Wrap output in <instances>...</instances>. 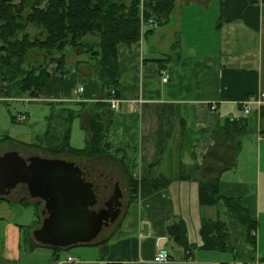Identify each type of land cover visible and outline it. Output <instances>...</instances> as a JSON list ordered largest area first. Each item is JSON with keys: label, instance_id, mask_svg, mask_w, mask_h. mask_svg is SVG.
I'll return each mask as SVG.
<instances>
[{"label": "crops", "instance_id": "1", "mask_svg": "<svg viewBox=\"0 0 264 264\" xmlns=\"http://www.w3.org/2000/svg\"><path fill=\"white\" fill-rule=\"evenodd\" d=\"M194 2L204 4V15L192 9ZM152 29L146 34L144 30L138 41L118 46L119 110H102L111 116L107 141L128 152L132 175L138 181L137 198L125 206L117 232L108 240L104 239L112 231L97 236L91 241L94 243L60 249L63 253L33 246L32 232L41 224L43 202L35 213L32 204L36 201L29 199L24 184H18L0 199V264H234L230 253L217 248L209 220L214 211L199 205L197 181L212 179L229 160L223 159L222 145L216 143L210 129L240 118L252 119L247 131L256 135L245 143L248 132L240 137L233 151L234 167L221 172L219 191L239 197L257 218L256 258L264 257V139L257 102L264 95V2L182 0L176 2L167 24ZM46 67L49 79L35 98L8 96L7 86L0 81V102L19 104L13 112L6 111L7 119L0 123V138L10 137L0 142V156L16 151L22 157H51L17 142L23 132L14 125L35 124L37 118V124L24 131L34 140L44 131L52 110L60 106L78 109L81 102L103 98L93 59L87 53L78 51L66 57L61 71L54 61ZM160 69L168 73L165 82ZM79 86L83 89L77 93ZM246 98L251 100L247 114L241 104ZM19 114L25 115L23 121L17 119ZM82 117L77 119L79 126ZM109 157L121 168V173L112 174L118 176V182L123 180L127 194L123 168ZM180 163L190 173L188 179H178ZM195 164L200 168L191 174L189 168ZM149 166L169 178L166 187H152ZM22 198L28 205L20 203ZM128 214L131 218L126 223ZM173 223L178 224L177 241L168 232ZM25 226H31L30 230ZM159 251L168 253V261L153 260Z\"/></svg>", "mask_w": 264, "mask_h": 264}, {"label": "trees", "instance_id": "2", "mask_svg": "<svg viewBox=\"0 0 264 264\" xmlns=\"http://www.w3.org/2000/svg\"><path fill=\"white\" fill-rule=\"evenodd\" d=\"M176 2L145 0L143 16L146 19L153 17L158 26H163L169 22ZM139 13V0H0V81L7 86L8 96L37 97L49 79L47 63L54 61L59 71L64 68L66 47L71 51L79 49L93 59L94 75L103 93L101 100L89 104L81 102L78 109L60 106L52 110L46 118L44 131L36 135L32 142L16 141L37 148L51 157L68 155L92 159L104 155L113 156L121 164L126 179L127 194L124 199L127 208L137 198L138 181L132 175V159L128 152L107 141L111 116L102 110L107 107L110 109L106 99L113 94L116 96L119 81L116 60L118 46L140 39ZM152 30L146 29L144 34ZM32 50L43 51L46 61L31 64L28 55ZM76 62L81 63L82 60ZM84 109H87L89 118L85 123L82 121L80 126L86 132V139L84 145L77 148L70 144L71 128L74 119L83 118ZM258 120L260 132L264 134V104L259 107ZM251 123L252 119L249 118L227 119L210 129L216 143L222 145L220 150L223 159L229 160L219 167L212 179L198 178L197 181L199 205L214 211L209 220L216 236L217 248L230 253L234 264H264V257L256 258L257 218L250 215L239 197L224 196L219 191L220 174L234 167L233 151L240 144V137L249 132L247 130ZM9 138L4 135L0 142ZM183 166L180 163L178 169L180 180L190 177ZM199 168L195 164L189 170L193 174ZM148 169V180L155 190H161L169 184V178L151 171V166ZM19 201L28 205L25 198ZM41 204L40 199L32 204L35 213ZM125 212H122L112 233L104 240L117 232ZM39 218L37 224L40 223ZM30 228L25 226L27 230ZM168 232L172 240L177 241L178 224H171ZM32 243L33 246L41 245L36 241ZM90 243L94 242L78 244ZM48 247L58 251L70 246Z\"/></svg>", "mask_w": 264, "mask_h": 264}, {"label": "water", "instance_id": "3", "mask_svg": "<svg viewBox=\"0 0 264 264\" xmlns=\"http://www.w3.org/2000/svg\"><path fill=\"white\" fill-rule=\"evenodd\" d=\"M18 184L43 202L44 216L32 232L41 245L91 242L121 211L118 176L81 161L5 152L0 156V196Z\"/></svg>", "mask_w": 264, "mask_h": 264}, {"label": "rangeland", "instance_id": "4", "mask_svg": "<svg viewBox=\"0 0 264 264\" xmlns=\"http://www.w3.org/2000/svg\"><path fill=\"white\" fill-rule=\"evenodd\" d=\"M180 1H182V0H177V5L180 3ZM192 4L194 6L192 9L194 11L200 10V12H201L200 16L204 15V13H205L204 4L199 5L196 2H194ZM29 29H31V28H29ZM30 31H32V30H30ZM78 51H80V50L76 49V51H71V49L69 47H66V49H65L66 57H70L71 54L76 53ZM43 58H46V56H44L43 51H39V50H34V51L32 50V51H30V53L28 55L29 62L32 61V62H30L31 64H36L37 62H41V61H43ZM34 60H38V61H34ZM16 108L17 109L19 108V104H17L16 102H13V101H8L6 103L0 102V123L2 124L4 119H7L6 111L10 110V112H13L14 109H16ZM87 113H88L87 109H84V111H83V115L85 117V119H83L84 123H85L87 117H89V113L88 114ZM77 119L78 118L74 119V121L72 123L70 144L73 147L79 148V147H82L84 145V142L86 139V132L79 126V120H77ZM36 121H38L37 118L34 120L35 124L27 122V123H19V124L14 125V129L16 131L23 132L22 135H19L21 141H25V142H32L33 141V138L30 137V135L28 136V134H25L24 131H29V129L31 127H33V125L35 126L37 124ZM255 135H256L255 132H248L247 135L243 139V141H244L243 143H245L248 139H250L251 136L255 137ZM61 157H66V158L73 159L76 161H81L84 163L88 162L92 165L100 166L101 168L104 167V168H106L105 170L110 174H112L113 172L121 173V168H120L119 164L116 163L114 161V159L110 158L109 156H105V155L104 156H98V157H95L92 159H82L79 157H71L68 155H63ZM119 183H120V190H121V194H122L121 207H120L121 211H120L117 219L114 220V222L110 226L103 228L97 236H99V235L104 236V235L109 234L114 229L116 222L120 219V217L122 216V212L125 210L126 200L124 199V197L126 195V191H125V188L123 190V180L120 181ZM255 187H256V185H255ZM25 195H26V193H25ZM27 196H29V194ZM29 199L31 201H37L38 200L37 198H33V197H30ZM0 203H2L1 205H3V202H0ZM131 209H132V207L130 208V210ZM130 218H131V216H130V214H128L126 216L125 222L129 223ZM60 252L63 253L64 250H60ZM23 255L24 254L22 252L21 256L23 257ZM38 257H40V256H38ZM41 258H42V256H41Z\"/></svg>", "mask_w": 264, "mask_h": 264}, {"label": "built area", "instance_id": "5", "mask_svg": "<svg viewBox=\"0 0 264 264\" xmlns=\"http://www.w3.org/2000/svg\"><path fill=\"white\" fill-rule=\"evenodd\" d=\"M145 0H139V18H140V36L142 35V33L144 32V30L146 29H151V28H155L157 27V22L155 21V19L153 17H150L148 19H146L143 16V2ZM159 73L161 75V80L163 82L167 81L168 78V73L166 70L164 69H160ZM82 87L79 86L76 89L77 93H80L82 91ZM107 103L109 104V107L112 111L116 112L119 110V105H120V100L118 99L117 96H115L114 94L111 95L109 98L106 99ZM259 105L264 104V95L261 94V96L259 97V99L257 100ZM242 109L243 112L245 114H247L250 111V104H251V100L249 98H246L242 101ZM212 108H214V106H212ZM17 119L19 121H23L25 119V115L23 114H19L17 115ZM263 139H264V134L262 135ZM74 263H77V259L76 258H70ZM169 259V255L167 252L165 251H159L156 253V255L154 256L153 260L155 262H166Z\"/></svg>", "mask_w": 264, "mask_h": 264}]
</instances>
